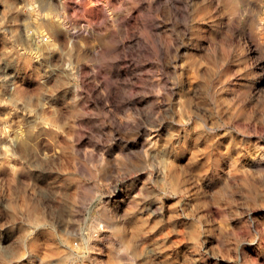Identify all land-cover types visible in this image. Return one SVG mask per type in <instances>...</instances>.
<instances>
[{
  "label": "rangeland",
  "instance_id": "374dc122",
  "mask_svg": "<svg viewBox=\"0 0 264 264\" xmlns=\"http://www.w3.org/2000/svg\"><path fill=\"white\" fill-rule=\"evenodd\" d=\"M235 2L236 0H223L220 8L211 11L217 0H211V7L205 6L201 0H151L150 4L148 0H136L134 5H130L129 0H124L123 3L122 0H81V3L75 6L82 13H78L79 19L62 20L56 19L60 16V0H0V57L10 59L16 56L33 65L50 61V64L46 65L50 75L44 79L43 84L39 80L17 81L18 87L9 85L0 90V115L12 112L15 119V108L20 116L30 119V123L21 121L19 124H13L11 128L0 121V131L7 134L0 135V199L8 202L14 215L21 211L27 212L31 224L35 227L34 235L40 240V264H79V261L70 257L69 246L71 250L81 249L77 241L65 235L64 229L67 226L70 232L80 228L87 230L88 225L93 223L91 217L95 214L96 201L92 199L89 204L87 200L91 199L90 185L95 180L84 179L79 182L84 190L83 195L73 189H53L51 185L35 180L30 181L26 188L22 186L29 182L32 172H41L47 176L72 173L78 161L85 159L92 143H95L96 139H107L112 131V125L107 120L110 119L109 107L114 98L120 100V108L127 107L133 111L148 109L155 101L161 103L156 104L154 110L166 108L167 104L163 103L165 97L152 89L159 88L160 85H171L169 75L174 70L172 65L167 63V59L169 53H176V49L170 47L167 41L171 37L175 44L176 33L188 30V22L193 15H199L200 19L196 21V25L200 27L207 29L210 24L222 21L223 29L219 34L211 32L201 41L202 47L191 48L187 43L179 47V59L175 63L183 64L187 56L200 58L198 66H186L182 69L184 79L192 88L205 83L215 86L220 80H224L226 91L219 94V98L225 101L221 108L224 119H234L237 122L247 119L254 122L259 118V107L264 98V2L239 0L244 6L243 9L234 8L223 16L218 15ZM71 11L68 10L69 16ZM232 11L237 15H232ZM245 11L247 14L240 20L239 14ZM109 16L111 19L105 20ZM113 20H119V33L104 34L105 24L100 21H105L111 26ZM50 27L52 31H49ZM85 33L87 37L82 39ZM125 36L127 38H124ZM36 37H46L47 39L44 38L41 42V48L51 49L50 53L45 51L40 55L39 59L34 58L38 55L35 45L32 50H27L24 43ZM111 44L115 45L114 50H127V56L119 61L108 59L113 50L108 47ZM106 64H123L124 67L120 69L119 75H101L99 68ZM94 68L97 71H92ZM130 68L135 70L129 71ZM154 74L159 75L158 81L154 79ZM226 77L230 79H225ZM129 92L141 95L129 98ZM236 93L247 95L243 103L232 102ZM65 94L69 102L64 106L48 99L50 96L61 97ZM188 95L192 93L188 92ZM172 100L177 113L176 119L185 121L187 116L184 97L177 93L172 96ZM42 102H46L47 107L41 110L36 105ZM26 107L30 111H23ZM128 118H132V112H129ZM167 123L165 121V125ZM33 125H36L34 130ZM90 125L95 132V138L81 132L78 139L76 130ZM257 130L264 131V128L257 125ZM41 132L47 134L46 139L38 138ZM66 151H70L71 160L65 158ZM81 152L85 155H81ZM36 153L44 162V167L22 168L21 165L31 162ZM104 159H110L107 153ZM102 163L103 161L98 164L93 160L89 166L97 169ZM173 165L183 167L176 161H173ZM245 170L253 175L264 171L247 166ZM82 174L87 177L88 169H82ZM97 175L102 177V173ZM140 175L146 177L147 173ZM153 179L171 181L172 187L176 189L177 181L183 180L184 177L174 167L171 170L165 169L163 174L157 171ZM241 179H244V176H241ZM53 192L58 194V199L51 198ZM234 195L237 199L241 198L239 192ZM178 200L176 195L164 196V211L153 214L147 220V225L152 231L141 228L144 216L138 215L139 210L132 213L131 223L113 224L106 227L105 231L110 227L126 228L125 238L130 249L139 247L146 250L145 245L152 248L153 241L163 245V251L152 253L151 264H160L165 257L175 259L177 251L185 250L192 242L199 243L201 239L206 241L205 249L212 246L223 252V249L218 247V238L214 236L201 237L196 231H192L190 240L183 239L182 233L186 229H192L194 221L191 216L169 219L173 214L172 205ZM189 201L195 203L191 197H186L185 202ZM146 203L151 204L152 201ZM53 209L56 211L53 212ZM256 211L253 209V214ZM216 221L219 228L225 232L232 229L238 231L234 219L216 215ZM105 231H101L99 235H104ZM141 232L147 234L141 235ZM62 239L67 242L61 243ZM96 243V240L92 241L93 245ZM100 247L104 248L102 252H93L90 255L95 256L100 264H113L110 259L111 250L103 245ZM240 247L243 254L247 253L249 247L256 245L245 243ZM2 255L3 253H0V256ZM262 255L264 253L259 250L256 254L247 253V257L242 259V264H264ZM220 259L221 264H233L229 255H223ZM147 260L149 257L142 255L136 260V264H144ZM19 264H22V261Z\"/></svg>",
  "mask_w": 264,
  "mask_h": 264
},
{
  "label": "clouds",
  "instance_id": "9594fccd",
  "mask_svg": "<svg viewBox=\"0 0 264 264\" xmlns=\"http://www.w3.org/2000/svg\"><path fill=\"white\" fill-rule=\"evenodd\" d=\"M148 2L150 4L151 0ZM201 2L211 7V0H201ZM80 3L81 0H60V16L56 19H79L78 13L80 15L82 13L75 6ZM135 3L136 0H129L130 5ZM222 3L223 0H217L211 11L220 8ZM243 7L239 0H236L218 15L223 16L234 8L243 9ZM68 10H72L71 16L68 15ZM245 14H247L246 11L239 14L238 18L242 20ZM232 15L235 16L237 13L232 11ZM209 18L211 19V16ZM109 19H111L110 16L105 18V20ZM198 19H200L199 15H193L188 22V30L176 33L175 44L171 37L168 38V45L176 49V53H169L167 59V63L172 65L174 70L170 75L166 73L169 75L171 85H160L159 88L152 89L153 92L165 97L163 103L167 104L166 108L154 110L155 105L161 103V101H155L148 109L141 108L133 111L127 107L120 108V100L114 98L113 104L109 107L110 119L107 120L112 125V131L107 139H96L86 155L81 152V155H85V159L78 161L72 173L47 176L41 172H32L29 182L22 186L26 188L30 181L35 180L49 184L53 189L56 187L65 190L73 189L83 195L84 190L79 182L84 179L95 180L90 185L91 199L87 200L89 204L92 199L96 201L95 214L91 217L93 223L88 225L87 230L80 228L70 232L67 226L64 229L66 236L78 242L80 251L71 250V246L69 249L70 257L74 261H79V264H100L95 256L90 255L93 252H102L104 248L100 245L111 250L110 259L113 264H136V260L142 255L149 257L144 264H151L152 253L163 251V245L153 241L152 248H147L145 245L146 250H141L139 247L130 249L125 238L126 228L110 227L108 231L105 229L113 224L131 223L132 213L139 210L138 215L144 216L141 228L152 231L153 229L147 225V220L153 214L162 213L164 196L172 195L178 196L179 200L172 205L173 214L169 219H174L176 216H191L194 221V227L182 233L183 239L190 240L192 231H196L201 237L214 236L218 238V247L223 249V252L212 246L205 249L206 241L201 239L199 243L192 242L187 249L177 251L175 259L165 257L160 264H221L220 257L223 255H229L233 259V264H242V259L247 257V253L256 254L258 250L264 253V171L253 175L252 172L245 170V166L250 169H264V131L257 130V125L264 128V98L259 107L260 116L256 121L246 119L237 122L234 119H224L221 112L225 101L219 98V94L226 91L224 80H220L215 86L205 83L192 88L188 85L182 69L186 66L189 68L198 66L200 58L187 56L183 64L175 63L179 59V47L185 43L191 48L202 47L201 41L211 32L219 34L223 29L222 21L210 24L206 29L196 25ZM100 23L105 24L104 34L120 31L117 27L119 20H113L111 26L105 21ZM49 31H52L51 27ZM241 34H244L243 29ZM86 37L87 33L82 39ZM44 38H30L24 42L27 50H32L35 45L38 53L35 59H39L45 51L49 53L51 51V49L41 48ZM108 47L113 49L108 57L110 60L119 61L127 56V50H114V44ZM211 58L209 55V59ZM48 64L50 61L33 65L16 56L10 59L0 57V90L9 85L18 87L17 81L39 80L43 84L44 79L50 75L46 66ZM123 67V64H106L101 65L99 71L101 75L105 73L119 75ZM134 70L129 69V71ZM92 71L95 72L97 69L94 68ZM104 78L107 79V76ZM154 79L158 81L159 75L154 74ZM112 82L119 83V81ZM188 92L192 95H188ZM177 93L184 97L187 119L183 122L176 119L177 113L172 100V96ZM127 95L130 98L141 94L129 92ZM246 98V94L236 93L232 102L243 103ZM48 99L61 106L69 102L67 94L61 97L50 96ZM36 107L42 110L47 107V103H39ZM13 111L17 113L15 119L12 112L0 115V121H3L6 127L11 128L13 124H19L21 121L30 123L29 117L20 116L15 108ZM23 111H30V109L26 107ZM129 112H132L131 119L128 118ZM165 121L168 122L166 125ZM35 127L36 125H33V130ZM141 129L144 131L142 132ZM81 132L95 138L91 125L87 128L79 127L76 130L78 139ZM0 135L7 134L0 131ZM38 138L46 139L47 134L41 132ZM105 153L110 159H104ZM65 158L72 159L70 151H66ZM93 160L98 164L100 161L103 163L99 168L92 169L89 165ZM173 161L183 167L173 165ZM21 167L39 169L44 167V162L36 153L31 162H26V165ZM174 167L184 177L183 180L177 181L178 188L174 189L171 181L153 179L157 171L163 174L165 169L171 170ZM84 168L88 169L87 177L82 174ZM97 173H102V177ZM141 173H147V176H142ZM241 176H244V179H241ZM237 192L241 194L240 199L234 195ZM221 193L226 195L222 196ZM186 197H191L195 203L192 204L190 201L186 203ZM51 198L56 200L59 197L53 192ZM19 199L18 191L17 200ZM149 200L152 201L151 204L146 203ZM253 209L257 210L255 214ZM55 211L53 209V212ZM202 211L203 215H201ZM216 215L234 219L238 231L232 229L225 232L220 229ZM101 231H105V234L99 235ZM34 233L35 227L31 224L27 212L21 211L14 215L9 209L8 202L0 199V253H3L0 256V264H19L21 261L22 264H40V240ZM146 234L141 232V235ZM93 240L97 241L95 245L92 244ZM66 242L61 240V243ZM245 243L256 245V247H249L247 253L242 254L240 246ZM213 257L214 259L210 260ZM261 258L264 259V255Z\"/></svg>",
  "mask_w": 264,
  "mask_h": 264
},
{
  "label": "built area",
  "instance_id": "2783aa9c",
  "mask_svg": "<svg viewBox=\"0 0 264 264\" xmlns=\"http://www.w3.org/2000/svg\"><path fill=\"white\" fill-rule=\"evenodd\" d=\"M46 38V37H45ZM47 39V38H46Z\"/></svg>",
  "mask_w": 264,
  "mask_h": 264
}]
</instances>
